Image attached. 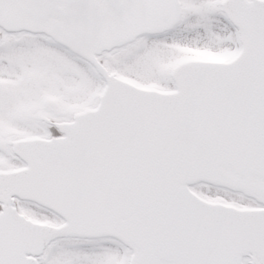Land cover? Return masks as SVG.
Returning <instances> with one entry per match:
<instances>
[{"label": "snow or ice", "instance_id": "snow-or-ice-1", "mask_svg": "<svg viewBox=\"0 0 264 264\" xmlns=\"http://www.w3.org/2000/svg\"><path fill=\"white\" fill-rule=\"evenodd\" d=\"M0 264H264V0H0Z\"/></svg>", "mask_w": 264, "mask_h": 264}]
</instances>
